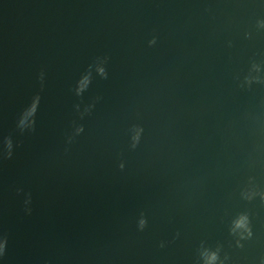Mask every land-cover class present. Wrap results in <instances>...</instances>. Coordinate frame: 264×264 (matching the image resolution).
<instances>
[{"label": "water", "instance_id": "water-1", "mask_svg": "<svg viewBox=\"0 0 264 264\" xmlns=\"http://www.w3.org/2000/svg\"><path fill=\"white\" fill-rule=\"evenodd\" d=\"M258 20L264 0H0V137L19 144L0 159V264H197L202 242L225 264H264ZM105 56L79 120L72 89ZM36 94L35 131L20 135ZM74 120L85 131L68 145ZM242 212L253 235L238 248Z\"/></svg>", "mask_w": 264, "mask_h": 264}, {"label": "clouds", "instance_id": "clouds-1", "mask_svg": "<svg viewBox=\"0 0 264 264\" xmlns=\"http://www.w3.org/2000/svg\"><path fill=\"white\" fill-rule=\"evenodd\" d=\"M256 27L258 29H264V20H258ZM157 43L156 37H153L149 41V47L155 46ZM231 46V45H229ZM109 58L105 57H97L93 64H90L88 69L81 74L80 78L77 80L74 88L72 89L73 94L80 98V103L74 105V110L78 115L79 120H83L86 116H90L94 111L96 104L99 103L100 97L94 98L90 103L85 104L83 101V97L85 93L89 90L92 85L94 75L100 77V79H108V72L106 69V65L108 64ZM254 67L258 68L256 63L252 64ZM38 81L40 84V91L44 90L45 86V72L41 70L38 75ZM41 101V96L36 94L32 97L30 104L25 107L16 121V130L20 135H24L26 133H32L36 128V114L39 110ZM137 128L139 129L138 134L135 137H130L129 132L131 129ZM71 133L66 137V143L71 145L77 137L82 135L85 131L83 124L77 123V121H73L71 125ZM143 132V128L139 125H133L128 129L129 136V147L131 150L135 151L138 145L140 144V135L139 133ZM19 147V144L14 143L12 135H7L0 137V159L2 160H10L13 157L15 148ZM67 151V149H66ZM124 163L121 162L119 164V168L121 171L124 170ZM19 191V190H18ZM259 198L262 203H264V192L258 193ZM243 199L247 201H251L254 199L252 195H247L246 193H241ZM31 195L28 194L27 198L24 200V211L25 214L31 215ZM148 225V221L145 217V214L140 213V217L137 221V230L143 232ZM229 234L236 239V247L242 248L243 244L241 241L250 240L252 238V227L251 220L246 212H242L238 214L231 222V227L229 228ZM7 244V237L0 236V257H3L5 253V248ZM159 247L164 248L165 244L163 242L160 243ZM221 246L217 245L214 249L202 242L200 248L198 249V260L197 264H225V260L220 257Z\"/></svg>", "mask_w": 264, "mask_h": 264}]
</instances>
